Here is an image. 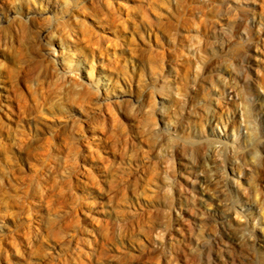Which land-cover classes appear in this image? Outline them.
<instances>
[{
  "label": "rangeland",
  "instance_id": "obj_1",
  "mask_svg": "<svg viewBox=\"0 0 264 264\" xmlns=\"http://www.w3.org/2000/svg\"><path fill=\"white\" fill-rule=\"evenodd\" d=\"M0 264H264V0H0Z\"/></svg>",
  "mask_w": 264,
  "mask_h": 264
},
{
  "label": "bare ground",
  "instance_id": "obj_2",
  "mask_svg": "<svg viewBox=\"0 0 264 264\" xmlns=\"http://www.w3.org/2000/svg\"><path fill=\"white\" fill-rule=\"evenodd\" d=\"M40 68H43L46 72H51L56 70L55 64L49 62V61H41Z\"/></svg>",
  "mask_w": 264,
  "mask_h": 264
}]
</instances>
